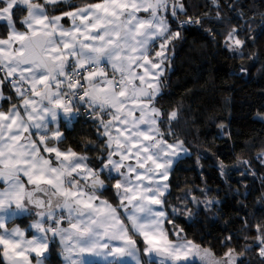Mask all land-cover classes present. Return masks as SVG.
I'll use <instances>...</instances> for the list:
<instances>
[{"label":"snow or ice","instance_id":"1","mask_svg":"<svg viewBox=\"0 0 264 264\" xmlns=\"http://www.w3.org/2000/svg\"><path fill=\"white\" fill-rule=\"evenodd\" d=\"M250 10L240 0H0V264H50L57 247L63 264H252L250 253L264 264V213L239 229L225 221L221 254L189 237L220 203L204 152V187L186 181L169 203L172 176L193 154L191 126L218 117L208 98L161 103L190 28L241 61L234 75L257 61L264 70V50H249ZM216 160L225 181L241 168L255 179L264 144L234 164Z\"/></svg>","mask_w":264,"mask_h":264},{"label":"trees","instance_id":"2","mask_svg":"<svg viewBox=\"0 0 264 264\" xmlns=\"http://www.w3.org/2000/svg\"><path fill=\"white\" fill-rule=\"evenodd\" d=\"M75 2L80 4L84 0H75ZM186 2H199L203 5L204 0H186ZM240 3L245 6V10L251 9L248 11L250 17L253 15L255 17V23L251 27L257 39L254 46L249 45V50L253 47L264 50V22H262L264 17L260 15L264 13V0H240ZM185 36L182 46H177L175 71L171 74L169 87L165 89L166 95L161 103L167 105L183 102L187 106L192 101L208 98L218 118L214 122L202 118L191 126L188 139L191 141L193 154L182 160L173 174L168 201L176 202L182 190L191 186L186 181L194 182L198 187L205 186L201 182V170L196 165V150L201 149L205 154L200 160L203 165L202 175L207 187L211 189L209 196L218 199L220 203L211 212L205 213L202 209L197 222L188 228V233L190 238L195 236L198 242L199 237L204 235V243L211 241L216 253L221 254L224 249L220 248L218 240L214 237L227 234L225 221H232L228 228L239 229L240 221L245 215L254 214V218H259L264 213V202L259 200L261 193L264 192L260 181V177L264 176V168H260L254 161L253 167L257 169L255 179L248 175L241 180L240 171H243L241 168L240 171H232L229 174L230 179L225 181L221 179L216 167V157L231 165L235 163V154L239 153L244 158H251L264 144V70H260L261 63L257 61L250 64L249 75L243 77L234 75L239 71L237 66L241 61L238 58L234 60L225 51L207 46V42L195 28L186 31ZM261 59L264 60V57ZM4 94L7 96L8 92L5 91ZM221 122L227 125L226 131H231V140L217 128V124ZM244 141H251L255 147L250 150L244 148ZM212 153H215V156ZM244 184L249 185L246 199L234 191L239 188L243 193ZM105 196H110V193H105ZM242 204L246 205V208L242 207ZM58 251V247L53 249L50 264L61 262L60 256L57 255ZM246 258L251 259L252 264H259L251 253L247 254Z\"/></svg>","mask_w":264,"mask_h":264},{"label":"rangeland","instance_id":"3","mask_svg":"<svg viewBox=\"0 0 264 264\" xmlns=\"http://www.w3.org/2000/svg\"><path fill=\"white\" fill-rule=\"evenodd\" d=\"M61 258V262L59 263V264H63V260H62V257H60Z\"/></svg>","mask_w":264,"mask_h":264},{"label":"crops","instance_id":"4","mask_svg":"<svg viewBox=\"0 0 264 264\" xmlns=\"http://www.w3.org/2000/svg\"><path fill=\"white\" fill-rule=\"evenodd\" d=\"M1 103V102H0Z\"/></svg>","mask_w":264,"mask_h":264}]
</instances>
